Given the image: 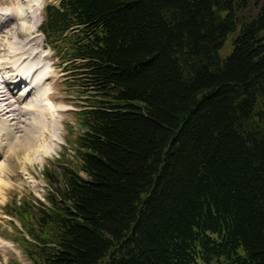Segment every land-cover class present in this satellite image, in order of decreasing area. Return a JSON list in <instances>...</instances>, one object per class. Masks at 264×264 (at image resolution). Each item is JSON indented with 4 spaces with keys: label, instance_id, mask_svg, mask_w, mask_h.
<instances>
[{
    "label": "trees",
    "instance_id": "trees-1",
    "mask_svg": "<svg viewBox=\"0 0 264 264\" xmlns=\"http://www.w3.org/2000/svg\"><path fill=\"white\" fill-rule=\"evenodd\" d=\"M52 1L87 98L78 167L7 205L30 261L264 264V0Z\"/></svg>",
    "mask_w": 264,
    "mask_h": 264
},
{
    "label": "rangeland",
    "instance_id": "rangeland-1",
    "mask_svg": "<svg viewBox=\"0 0 264 264\" xmlns=\"http://www.w3.org/2000/svg\"><path fill=\"white\" fill-rule=\"evenodd\" d=\"M38 1H43L41 4L42 6L40 5L38 8V13L31 14L30 19L24 21V25H28L29 31L21 34L19 41L23 44L35 33L34 36L37 38V45L34 47L33 52L39 53L37 58L42 61L41 65L43 66L41 73H49L48 76H50V80L44 85L41 82L38 89L46 87L48 93L55 94V100H53L51 104L56 105L59 112H57L54 123L50 125L49 120L45 117L43 118V112H40L43 109H47V106L38 105L39 107H37L40 108V111H33L31 113L24 110L25 108L28 109L29 106L27 107V105L23 103L21 105L22 109L18 108L19 105L14 107V109L21 110L16 112V114H9L10 119L6 118L9 125L15 129L16 136H14V134H9V140L5 139V137H0V143L3 145L2 153H0V264H33L28 258L22 243L17 239L21 234L20 231H22L21 224L19 220L6 214L7 205L14 201L18 202L20 198L25 197L29 198V200L31 198H37L46 203V196L55 194V188L57 186H62V173L67 168H70L68 160H70V164L74 167H78L79 165L78 155L75 150V141L80 132L77 113L82 108H85L87 94L82 90L80 85L81 79L79 77H82L81 72L77 73L78 69L71 70L70 66H66L64 61L58 58L56 52L52 51L46 44L43 35H40V26L45 18L44 8L48 4H54L55 2L52 0ZM18 3L19 0H0V16L4 17L5 13L13 6L17 7L19 5ZM257 11V9L252 10V17L256 15ZM11 24L12 26L14 25L13 22ZM14 27H16V25H14ZM2 28V30L0 29V56L3 53L5 43H7L9 47L17 46L14 44V39L9 41L13 34L12 28V34H10V29L7 27L3 26ZM3 32H8V35ZM231 50L232 44L228 42L223 50V55H227ZM2 60L3 57L1 56L0 71L3 67L1 65ZM42 75L44 76V74ZM24 86L15 91V93H17L16 96L19 97L20 90H22ZM12 115L14 119L16 118L15 121H11ZM38 121L44 122L46 126L48 125L47 127L49 130L46 129V135H42V132H36L34 134V143L40 144L39 150H41V152L37 149V145L36 154L34 150V153L27 156L25 146L22 145V130L24 127L26 128L27 123L35 122L39 124ZM43 138H45V140ZM40 139L43 140V143ZM16 142H18V144ZM46 173L53 174L54 179L58 180L57 183L51 185V182L47 179Z\"/></svg>",
    "mask_w": 264,
    "mask_h": 264
},
{
    "label": "bare ground",
    "instance_id": "bare-ground-1",
    "mask_svg": "<svg viewBox=\"0 0 264 264\" xmlns=\"http://www.w3.org/2000/svg\"><path fill=\"white\" fill-rule=\"evenodd\" d=\"M42 2L43 1L38 0H19V5L17 7L13 6L9 10L10 12H4V17L0 16V29L2 30L3 26L7 27L8 29H10V34H12V28L13 34L9 41L14 39V44L17 45L9 47L7 43H5V48L3 47L4 55L3 53L1 55L3 57L1 65L3 67L0 71V137H5V139L7 140H9V134H14V136H16V131L12 128L11 125H9V122L6 118L10 119L9 114H16V112L21 110V105L23 103H25L27 107L29 106L28 109L25 108L24 110L31 113L33 111L39 112L40 108L38 107L41 105L44 107L47 106V109H43L40 112H43V118L45 117L47 120H49L50 125L54 123L55 117H57V112H59V109L56 108V105L51 104V102L55 100V94L48 93L46 87H41V89H38L41 85V82L44 85L47 81L50 80V76H48L49 73H41V70H43V66L41 65L42 61L37 58V55L39 53L33 52L34 47L37 45V38L34 36L35 33L31 35L30 39L27 40V42L22 44L19 41L20 35L29 31L28 25H24V21L29 20L31 14L38 13V8L42 4ZM12 22L14 23V25H16V27H14V25L12 26ZM4 34L8 35V32H5ZM42 74H44V76ZM22 86H24V88L20 90L21 92L19 91L20 95L18 97L16 96L17 93H15V91ZM16 105H19L18 108L21 109H14ZM11 117V121L16 120V118H13V115ZM38 122L39 124L35 122L27 123L26 128L24 127L23 130L21 129L23 132V135L21 136L23 137L22 145L25 146L27 156H30L31 153H34V150L36 154L37 145V149L39 150L40 144L34 143V134L36 132H42V135H46V129H48V125L46 126L44 122ZM43 139L45 140V138ZM41 141L43 143V140ZM16 143L18 144V142ZM2 150L3 145L0 143V153H2ZM39 152H41V150H39Z\"/></svg>",
    "mask_w": 264,
    "mask_h": 264
}]
</instances>
